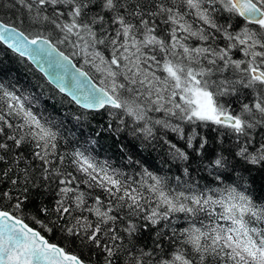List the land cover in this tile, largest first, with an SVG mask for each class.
I'll return each instance as SVG.
<instances>
[{"label":"snow or ice","instance_id":"snow-or-ice-1","mask_svg":"<svg viewBox=\"0 0 264 264\" xmlns=\"http://www.w3.org/2000/svg\"><path fill=\"white\" fill-rule=\"evenodd\" d=\"M9 13L0 50L84 110L76 120L106 116L96 137L127 132L211 181L99 158L95 138L64 135L43 85L0 68V264H264V0H0ZM201 126L227 130L218 150Z\"/></svg>","mask_w":264,"mask_h":264},{"label":"trees","instance_id":"trees-1","mask_svg":"<svg viewBox=\"0 0 264 264\" xmlns=\"http://www.w3.org/2000/svg\"><path fill=\"white\" fill-rule=\"evenodd\" d=\"M12 13L8 15L0 14V19L11 22ZM0 68H3L6 72L4 80L11 79L13 82L19 81V85L22 87H32L34 90L40 91L38 85H43L42 91L45 93L46 103L49 111L58 115L59 119L64 121V135L68 139H75L79 144L83 145L87 140L95 138L98 143L96 145V152L99 154V158H109L114 161L115 165L119 166L125 163L128 155H132L134 159L140 160L144 167H147L150 171L164 176L167 175L170 178L172 184L176 183L175 178L180 176L182 180H189L195 182L199 181V186L204 187L211 181V177L208 172L204 170L203 166L199 165V162L192 164L191 177L184 176L182 173V165L179 163H172L171 158L166 155V148L163 146H157L156 148H144L139 139L132 137L127 132L121 133L119 137L113 136L110 132H103L100 136L96 137L95 133L99 128L100 124L107 121V117H95L93 118L90 114L84 113L87 118L76 120V116L80 115L84 110L79 109L75 106L69 107L67 104H61V96L52 89L46 82L45 79L39 74L27 61H20L19 58L13 54L10 50H0ZM99 121V123H98ZM191 126H186V132H190ZM215 129V130H214ZM197 132L200 136L206 137L209 141V152H213L219 149L220 145L217 143V139L221 132H227L226 129H217L216 126L209 127H198ZM168 137L180 147H184V142L179 140L174 133H168ZM224 149H231L233 140L225 135ZM126 146V147H125ZM191 152V149H188ZM204 160L207 164L208 159ZM256 177L257 189L259 190L261 180L257 173H253ZM11 187L6 181L0 183V188L7 190ZM258 194H264L258 191ZM52 199L50 194L43 196L33 197V203L29 204V211L33 214L35 209L39 206L40 202L48 203ZM53 242L63 243L61 239V233L57 231ZM141 243L151 244V238L147 232L142 234Z\"/></svg>","mask_w":264,"mask_h":264},{"label":"water","instance_id":"water-1","mask_svg":"<svg viewBox=\"0 0 264 264\" xmlns=\"http://www.w3.org/2000/svg\"><path fill=\"white\" fill-rule=\"evenodd\" d=\"M31 65V64H30ZM34 69H35V67L33 66V65H31ZM39 73V72H38ZM39 74H41V73H39ZM42 75V74H41ZM43 77V76H42ZM44 78V77H43Z\"/></svg>","mask_w":264,"mask_h":264}]
</instances>
